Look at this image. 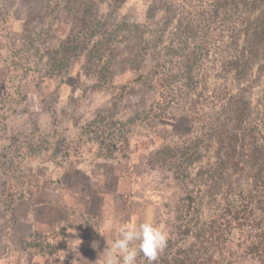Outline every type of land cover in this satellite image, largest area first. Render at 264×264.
<instances>
[{
    "label": "rangeland",
    "instance_id": "obj_1",
    "mask_svg": "<svg viewBox=\"0 0 264 264\" xmlns=\"http://www.w3.org/2000/svg\"><path fill=\"white\" fill-rule=\"evenodd\" d=\"M175 1L0 0V264H104L120 227L144 222L184 246L229 186L247 189L250 165L222 172L216 143L204 137L222 118L215 91L248 103L244 134L264 143V59L250 62L247 75L222 69L231 47L261 53L241 30L264 0L232 26L235 45L231 32L209 39L191 81L177 16L163 27ZM179 1H193L197 21L211 10L209 0ZM194 88L203 98L189 128ZM183 116L179 132L172 124ZM137 264L149 262L141 253Z\"/></svg>",
    "mask_w": 264,
    "mask_h": 264
},
{
    "label": "trees",
    "instance_id": "obj_2",
    "mask_svg": "<svg viewBox=\"0 0 264 264\" xmlns=\"http://www.w3.org/2000/svg\"><path fill=\"white\" fill-rule=\"evenodd\" d=\"M180 2L183 1L167 3V7L164 8L163 27L168 28L177 16L174 35L178 37L177 47L181 56L179 59H192L189 62L191 65L187 69L189 81H191L193 72L199 68L198 62L210 53L207 46L209 39L214 41V38L227 36L228 32L233 35L232 26L246 22L250 16H254V13L261 9L263 0H209L211 10L200 15L201 17L205 16L204 22L199 18L197 21L193 17L194 12L189 11L193 1H184L179 6ZM176 5L181 9L177 10ZM259 12L254 21L241 30V35L245 37L249 35L251 39L248 41H252L254 46L260 47L261 53L250 47H245V51L231 47V52L228 51L229 57H226L222 63V69L226 73L247 75L250 62L259 58L264 59V11ZM197 13H195V17ZM201 35L202 38H200ZM235 35L239 36V30L232 36V46L238 42L234 38ZM191 41L192 43H190ZM251 45L249 44V46ZM203 53H205L204 56ZM175 62L177 63V61ZM156 66L162 67L159 63ZM159 73L156 70L153 76H157ZM159 80L161 81V79ZM192 91L193 95L192 92L189 95L194 100L189 104V112H186L189 113V128L192 120L196 119L195 116L201 113L199 104H202L200 99L203 98V93L198 92L197 89L194 88ZM212 95L213 100L225 104L222 105L224 106L222 118L218 119V124L205 126L207 133L204 139L208 138L216 143L215 160L222 172L231 169L238 174L244 172L241 165H245L244 163L250 165L248 187L233 194V186H229L227 198L223 199L218 211L202 226L195 229L194 241L181 246L168 240L169 245L162 251L164 254L158 258L157 264H264V143L259 141L255 129H252V133L255 131V136L251 133L244 134L242 126L250 113L248 103L243 99L233 100L229 93L219 96L215 91H212L210 96ZM164 96V94L161 95V101L165 100ZM164 117L168 122L175 119V116L171 117L167 113L164 114ZM183 118L184 116L178 120L176 117L175 123L172 124L175 130L179 131V121L181 122ZM103 120L101 118L93 123L102 126ZM193 154L189 159L191 164H195L199 160L197 152ZM194 157L197 158L194 159ZM213 172L216 171L211 170L209 173L211 181L214 178ZM225 186V183L221 184V188L225 189ZM229 193L233 194L231 198H229ZM189 200L192 204L193 198L189 197ZM190 232V229H187L182 233L189 235Z\"/></svg>",
    "mask_w": 264,
    "mask_h": 264
},
{
    "label": "clouds",
    "instance_id": "obj_3",
    "mask_svg": "<svg viewBox=\"0 0 264 264\" xmlns=\"http://www.w3.org/2000/svg\"><path fill=\"white\" fill-rule=\"evenodd\" d=\"M168 239L164 228L151 222L121 226L118 237L110 245L107 242L108 247L103 252L104 264H137L141 253L152 264L167 246Z\"/></svg>",
    "mask_w": 264,
    "mask_h": 264
}]
</instances>
